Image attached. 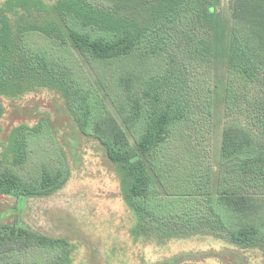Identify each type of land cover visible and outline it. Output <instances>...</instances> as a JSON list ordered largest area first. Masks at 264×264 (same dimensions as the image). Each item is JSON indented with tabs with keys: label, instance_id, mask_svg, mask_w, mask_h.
Wrapping results in <instances>:
<instances>
[{
	"label": "trees",
	"instance_id": "16d2710c",
	"mask_svg": "<svg viewBox=\"0 0 264 264\" xmlns=\"http://www.w3.org/2000/svg\"><path fill=\"white\" fill-rule=\"evenodd\" d=\"M219 3L58 0L46 12L53 19L16 28L0 10V98L34 85L58 86L80 131L98 139L121 166L125 201L141 223L136 234L170 240L206 231L244 249L264 244V0H231L229 31L220 24ZM65 46L82 51L111 100L124 94L122 121L90 73L83 74L80 60L65 55ZM220 52L228 73L215 192L207 144L213 89L208 75H200ZM156 57L162 67L151 72L149 62ZM101 64L108 65L107 73L98 71ZM192 73L199 75L197 85ZM3 114L0 102V123ZM16 131L13 165L0 162V193L42 196L64 185L66 158L49 121ZM45 137L59 152L40 147L36 158L42 153L43 161L34 174H24L31 146ZM171 157L191 163L185 191L173 185ZM49 159L56 164H47ZM69 245L66 238L0 225V264H68ZM43 252L58 259L43 260ZM30 254L35 258L28 259Z\"/></svg>",
	"mask_w": 264,
	"mask_h": 264
},
{
	"label": "rangeland",
	"instance_id": "374dc122",
	"mask_svg": "<svg viewBox=\"0 0 264 264\" xmlns=\"http://www.w3.org/2000/svg\"><path fill=\"white\" fill-rule=\"evenodd\" d=\"M57 1L30 0L32 4L28 5L25 0H0V10L16 28L17 24L28 20L45 23L47 19H53L46 12L52 10ZM231 12V0H220L219 21L227 31L232 24ZM67 49L65 55L69 59L80 60L83 74L88 76L90 73L105 102L122 121L120 109L126 108L124 94L119 92L116 97L113 94L115 98L111 100L82 51L78 48H74L75 51ZM221 53L206 64L210 70L200 75H208V86L213 89V111L207 124L210 129L207 144L214 167L212 188L215 192L219 186L228 73L226 56ZM149 63L151 72L161 70L160 57L152 58ZM108 69L107 64H101L98 71L107 73ZM198 80L199 75L192 73L191 81L197 85ZM9 94L4 93L5 96L0 98L4 112L0 123V162L13 165L14 135L19 127H34L45 118L52 126L56 142L66 158L69 177L64 185L47 195L16 197L0 193V225H16L55 238L68 239L71 258L68 264H264V244L243 249L229 243L221 235L210 236L206 231L170 240L136 234L134 228L141 223L125 201L121 166L111 162L98 139L80 131L62 90L56 85L46 84L30 86L16 97ZM190 128L186 126L185 131H192ZM41 139L44 141L31 146L25 165L21 167L24 174L36 172L37 164L43 161L42 153L39 159L36 158L40 147L46 145L48 152L56 151V143H52L51 137ZM55 161L49 159L47 164H56ZM168 161L173 165L175 189H189L188 172L185 170L187 166L191 167L190 161L179 163L174 157ZM147 163L151 161L147 160ZM58 256L53 257L52 254L50 257L43 252L41 259L50 262L57 260ZM33 258L34 254L28 255V259Z\"/></svg>",
	"mask_w": 264,
	"mask_h": 264
}]
</instances>
